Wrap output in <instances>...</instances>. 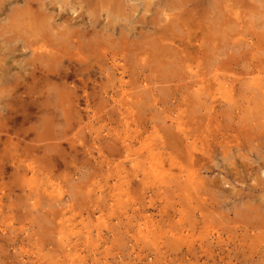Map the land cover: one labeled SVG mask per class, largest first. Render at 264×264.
I'll return each instance as SVG.
<instances>
[{
  "label": "rangeland",
  "instance_id": "rangeland-1",
  "mask_svg": "<svg viewBox=\"0 0 264 264\" xmlns=\"http://www.w3.org/2000/svg\"><path fill=\"white\" fill-rule=\"evenodd\" d=\"M48 1L47 4H50L51 0ZM124 1L125 13L130 16L127 26L132 27L134 32L132 37H138L141 29L145 45L153 39V26L151 21L150 25L149 22L147 25L136 23V19L145 14L144 9L153 10L146 13L147 18H152L158 7L156 12L161 19L160 25L173 18L170 15L172 12L163 7L165 2L144 0V9L135 11L138 5L136 0ZM70 2L73 5L74 2ZM22 5V0L17 3L8 1L0 9V65L11 66L10 75L19 84L15 93L22 100L18 125H25L20 118L24 104L30 106V124L33 127L38 126L42 117L51 120L44 142L36 144L38 148L30 153L27 162L24 161L27 152L24 145L33 143L19 140L18 153L11 152L14 148H9L10 154L4 157L1 152L5 136L0 134V164H3L0 168V264H264V231L261 233L258 229L252 230L251 225H248L249 228L244 225L257 219L247 220L246 215L252 214L249 207L261 215L264 212V191H261L264 185V135L254 144L258 148H253L252 152L233 148L224 149V156L222 149L207 155L206 128L207 118L213 115L208 111L212 101L224 115L234 117V113H237L235 123L242 126L244 112L251 103L248 101L253 99V103L260 93H264V74L258 75V70L251 74L250 71L251 65L253 68L259 64L264 66V0H207V45L205 54L200 56L197 64L199 67H194L196 63L192 64V53V61L187 63L192 64V71L184 69L185 63L181 62L170 69L161 68L157 74L146 71L153 95L136 84L134 76L137 75V65L131 64L134 66L131 76L124 78L128 83L126 93L130 96L128 101L133 112V117L128 120L131 125L128 132L135 133L138 126L139 139H142V143L147 140V144L157 141L158 133L162 136L161 144L165 143L163 147L166 148L160 150L162 154L159 155L163 167L169 169L168 158L173 157L179 166L184 167L183 171L189 170L192 174L191 179L186 180L184 172L179 173L178 166L171 167L172 174L180 179L173 180L175 183L170 185H156L151 179L143 181L142 171L137 172L138 168L134 170L130 167L140 157L137 154L139 141L130 140L133 148L128 154L109 156L104 151L106 144H115L120 150V142L125 139L126 128L121 114L123 107L121 112L110 107L111 102L115 105L113 101L124 98V94L113 86L107 87L103 94L99 87L106 80L97 71L96 62L91 61L90 81L86 80L83 72L82 76L64 82L68 91L61 94L62 97L54 91L25 92L24 84L37 82L43 85L45 74L37 65L35 70L22 68L24 57L19 53L23 46L21 42H4L9 35L4 33L9 26V9H20ZM231 6L235 7L241 19L238 25L228 15ZM47 9L50 10L49 5ZM191 9L193 6L188 4L186 10L190 14ZM58 23H62V20H56ZM84 24L88 26L87 19L78 20L75 24L64 23L58 30L63 31L65 27L83 28ZM70 53V50L66 52L62 71L78 66L84 68V63L71 58ZM165 59L167 62L174 61L168 57ZM99 60L103 64L101 57ZM155 75L160 80H155ZM48 76L50 79L54 77L51 83L59 84L55 74ZM168 78L172 83L166 84ZM202 78L208 93H215L213 100L208 94H200L196 98L191 90L184 87ZM250 78H259L262 84H249ZM81 80L89 84L87 93L96 96L95 104H100L102 99L108 103L103 107L105 109L94 106L90 112L81 105L79 117L82 119L79 121L65 111L72 88L80 86ZM221 82L234 88L237 96L234 103L221 99L222 90L218 91ZM174 84L180 87L178 91L168 88ZM81 93L78 88L77 94ZM3 94L5 89L0 81V97ZM45 100L48 107L42 109L39 105ZM35 103H38L37 106ZM93 114L95 116L91 117ZM180 114L182 122L189 126H186L187 129L205 137L203 152L199 143L192 149V139L176 141L182 139L174 129L175 118ZM227 120L222 118L223 125L230 124L233 119L229 117ZM262 122L263 119H254L252 127L264 134ZM39 133H42V129ZM174 144L176 151L171 149ZM100 148L104 151L103 155L98 154ZM129 154L132 163L125 159ZM11 155L14 165L10 164ZM105 156L109 165L101 162L105 161ZM138 162L140 167L145 165L142 157ZM26 164L35 168V175L32 176L26 169ZM144 168H147L146 165ZM118 173H121L120 181ZM127 182L131 200L123 203L124 200L118 199L117 191L125 188L122 185ZM39 222H42L43 229L39 228Z\"/></svg>",
  "mask_w": 264,
  "mask_h": 264
},
{
  "label": "bare ground",
  "instance_id": "bare-ground-1",
  "mask_svg": "<svg viewBox=\"0 0 264 264\" xmlns=\"http://www.w3.org/2000/svg\"><path fill=\"white\" fill-rule=\"evenodd\" d=\"M8 1L13 3L18 2V0H0V9L2 6L4 7L5 4L8 3ZM70 1L74 2L73 5H71ZM70 1L51 0V3L47 4L49 2L48 0H22L23 3L22 8L19 9L18 7H16L17 8L16 9L15 7H10L9 9L10 12L7 15L9 26L8 29L6 28L7 30L4 32L9 35L5 38L4 42L5 43L9 42V44L13 42H21L23 44L22 50H25L24 52H22V50H20L19 52L22 55V57H24L22 60V64H23L22 68L28 67V68H32V70H35L36 69L35 65H37L39 66L40 71L43 74H45L44 76L45 78L42 80L44 82L43 85L37 82H33L30 85L24 84L22 87L24 88L25 92L37 93L42 91H46V92L49 91L52 93V91H54L57 93V95H59V97H62L61 94L68 91V88L65 87L64 82L69 78H77L79 76H82L83 72H85L84 77L87 78L86 80L90 81L91 73L89 69L92 66L91 63L96 62L97 71L106 80L104 85L101 83L102 86L99 87L101 91H104L103 94L106 93L107 87L111 88L112 86L117 87L118 92L124 94V98H121L117 101L116 100L113 101L115 105H113L111 102L110 107L112 108V110L115 109L114 111L118 110L119 112H121L120 110L123 107L124 111L121 112V114H123V121H124L123 125L124 128H126L124 132L125 139H123L120 142V150H118V147H116L115 144L112 146L110 144H106L104 151L109 156L115 153H117L118 156H120V154L122 153L128 154V152L131 151V149L133 148L130 140H134V141L136 140L139 141V147H140V149L137 151V154H140V157H142V161H144L147 168L146 169L144 168L145 166L144 164L141 167L139 166L140 162H138V160L140 157L137 158V162L135 163H132L133 160L130 159L131 158L130 154L125 156V159L129 160L132 163L130 166L132 169L136 170L138 168L137 172L142 171L143 181L145 180L147 181V179H151L152 182H154V184L156 185L174 184L175 182L173 180L178 181L180 179L171 172L170 168L174 166L175 167L178 166L177 168L179 169L180 174L184 172V177L186 180L191 179L192 174L190 173V171L189 170L183 171L184 167L181 165L179 166V163L178 162L176 163V160L173 157L168 158V160H170L169 169H165L163 167L162 165L163 162L160 161L161 157H159V155L162 154L160 150H165L166 148L163 147L165 143L161 144L162 142L161 135H158L157 133L156 134L157 141L155 140L154 142L147 144L146 143L147 140L146 141L144 140V143H142V139H139L141 134H137L139 131L138 126L136 127L137 131L135 133L131 134L130 132H128L131 129V125L129 124L128 120L130 119V117L131 118L133 117L132 116L133 112L130 107L131 103H129L130 101H128L130 96L127 95L126 93L127 90L126 86L128 83L124 81V78L127 76L129 77L131 76L130 73L132 72V69H134L133 68L134 66L132 67L131 64L132 63L136 64L137 75L134 76L136 80V84H138L139 87L146 88V91L151 93L150 95H153L154 90L149 87L148 77L145 74L146 71L149 72L151 71V73L157 74L158 71L161 70V68L170 69L173 68V65L179 62H181L182 64L185 63L183 68L186 69L187 71L193 70L192 64L194 63H196L194 67L198 68L199 66L197 64L200 60V56L205 54V48H206L205 45H207V8L205 7V3L207 0H177V1L158 0L165 2L163 4V7H166L167 9H169V11L172 12V14H170L173 17L172 20L170 19L164 25H160L161 19L157 16V12H156V10L159 9L158 7L154 10L155 12L152 14L153 17L149 18L150 17L149 16L147 18L146 13L152 12L153 10L151 11L150 9L147 10L144 9V3H145L144 0H136L138 5L137 7H135V11L139 10V8L140 9L143 8L145 10V14L143 15L141 14V16L136 19V23L147 25L148 24L147 22H149L150 25V21H151V26H153V39L151 40L150 43L146 44L147 46L142 41L144 35L141 29L138 33V37H132L134 32L132 27L129 28L127 26V21H129L128 18L130 16L128 17V15L125 13L126 5H124L125 4L124 0H70ZM188 4L189 5L191 4L193 6V9L189 11L191 12V14L188 13V11L186 10ZM48 5L50 9L49 11L47 9ZM234 6L236 7L235 2H234ZM179 7H184V9ZM234 8L233 6H231L229 8L230 10L228 9L229 11L228 15L233 18L230 20L233 21L236 25H238L239 23H241V19L237 16ZM58 19H61L62 23L56 24V20ZM85 19H87L88 21V26L84 24L83 28L79 27L78 29H76L70 27L69 29L68 27H65L63 31L58 30V27L64 23L75 24L78 22V20L84 21ZM73 21L74 23H72ZM223 22L225 23L226 21ZM211 31H213V29H211ZM2 35L3 34H1V36ZM164 43H166V45ZM15 50L16 49H13V51ZM69 50L71 52L70 57L76 58L77 59L76 61L83 62L85 65L84 68L78 66L75 69L69 70V68H67L65 72L62 71V65L64 64L63 60L65 57H67L66 52H68ZM28 52L30 53V56L28 55ZM192 53H194L193 62L192 64H187L190 61H192L190 60V55ZM100 57L102 58L101 61H103V64L100 63L99 60ZM166 57L174 61L171 62L169 60L170 62H167L165 59ZM98 60L99 62H97ZM263 67L264 66L259 64V65H255L253 68L251 65V70H250L251 74H254L255 70L259 71L258 75L264 74V71L261 72L262 70H264ZM11 71H12L11 66L8 65L3 66V64L0 65V81H2L3 88L5 89V94H3L2 97H0V134H3V136H5V140L2 144L3 148L1 153L4 155V157L7 156L8 153L10 154L9 148L12 149L14 148V150H12L11 152L18 153L19 140H21V142H25L29 140L31 143H33V145L32 144L24 145L25 150L27 151L25 153L24 161L27 162L28 157L31 156L30 153H33L35 149L38 148L36 144L37 143L40 144L44 142L46 137L45 134H47L46 130L48 124L50 123L49 120L51 119L50 118L47 119V117L44 118L42 117L40 122L38 123V126L33 127V125L30 124L32 118L30 112V106H25L24 104V106L22 107L23 108L22 116L20 118L22 121L21 123L25 125H21V126H19L20 124L18 125L19 106L21 107L20 102L22 100L15 94L16 91L18 90L17 87L19 86V84L13 81L15 78L11 77L10 75ZM33 74L34 73L32 71V77L34 76ZM49 74L51 76H54L55 74L57 76L56 78H58L59 84L51 83L50 81L54 77L50 79L48 76ZM195 74L193 77L196 76ZM155 77L157 78V79L155 78V80H160V77H158V75H155ZM20 78L22 79L23 77ZM250 79L251 80L249 84H252L254 86L256 85L259 86L260 84H262V80L259 78L258 79L250 78ZM85 81L81 80V83L79 81L80 86H78L77 88L76 87L72 88L73 89L72 93L66 100L67 110L65 111V113L69 114L71 118L75 117L76 120L79 121H81L82 119V117H79V112L81 111L80 109L81 105H84V109L87 112H90L91 108H93L94 106L96 107L98 106L97 109L103 110L105 109L103 108L105 104L108 103L107 100L105 102L102 99L100 104H95V102L97 103L96 96L95 95L91 96L87 93L88 90L87 85L89 84H87ZM164 81L165 80H163V82ZM168 83H172V80H169V78L168 80H166V84ZM262 85L264 87V82ZM229 86L232 85L230 84L226 85L225 82H221L218 86L219 87L218 91L222 90L221 91L222 100H227L229 103H234L237 96H235L234 88L232 87L229 88ZM184 87H187V90H191L195 94L196 98H199L201 96L200 94H204V95L208 94V96L210 95L212 97V100L213 98H215V93L214 94H212L211 92L208 93L203 78L198 81L196 80L192 82L190 86L185 85ZM78 88L82 91L80 95L77 94ZM168 88L171 89L172 91H178L180 87L174 84L173 86H170ZM101 91L99 90V92ZM47 100L40 102L39 106L42 109L43 108L47 109L48 107ZM252 100L248 102L252 103ZM153 101H155V99H153ZM213 103L215 105V102L212 101L211 106L208 110L209 113L211 111V114L213 115L207 118L208 121L206 127L207 155L211 153L213 154L215 153V151L219 149H222L221 154L223 155L225 154L224 149L232 150L233 148H237L239 150H247L249 152H252L253 148H258V146L256 145L255 147L254 144H256L261 138V136L264 134L262 133V131H257L253 129L252 124L254 122V119L264 120V114H263L264 93H260L258 95V98H256L253 101L252 106L250 103L249 104L250 106L247 107L246 109L247 111L244 112L243 119L241 120L243 127L238 126L237 125L238 122L235 123V120L238 119L237 113H234V117H231L230 114L224 115L223 114L224 112L219 111L216 108L217 106H214ZM35 104H36L35 106H37L38 103ZM55 108H58V106ZM44 113L47 115L46 111ZM94 116L95 114L91 115V117ZM181 117L182 114H180L178 117L175 118V121L176 120L177 121L174 123V129H176V132L182 137L181 140H176V141L183 142V140L192 139L193 140L192 149H194L197 143H199L200 148L202 149L203 152L205 150L203 148L205 146L204 141H206L205 137H202L201 135L197 134L195 130L187 129L186 126L188 125L187 123L182 122ZM224 117L226 118V120L229 119V117L232 118L233 120L232 122L230 121L231 122L230 124L223 125L222 118ZM261 128L262 129L264 128V122H262ZM40 129H42V133H39ZM31 136L35 137V139L30 140L29 138ZM14 139H16V142H14ZM13 142L15 144H13ZM44 147L46 148L47 146ZM171 149L176 151L177 149L176 145L174 144L171 147ZM104 151L102 150V148H100V150L98 149V154L103 155ZM137 154L135 153L134 155ZM10 158H11L10 164L14 165L13 155H11ZM0 159L2 160V157H0ZM104 160L105 161H101V162L105 163L106 165L110 164L106 162L108 161L107 156L104 157ZM2 165L0 164V168L3 167ZM25 167L27 170H29L32 173V176L35 175L34 171L36 170L35 168L31 167V164H26ZM120 174L118 175L119 181L121 180ZM249 177L251 179V176ZM125 179L127 178L125 177ZM47 181H49V179H47ZM128 185L129 183L127 182L126 185H122L123 187L125 186V188L118 191L116 190L118 192L117 194L118 199L121 198L119 200H124L123 203H129L131 200V196H129V192H128L129 189ZM261 191H264L263 184ZM249 211H251L252 214L246 215L248 217L247 220L248 219L251 220L254 217H256L257 219H255V221L251 223L246 221L247 223L244 224L246 226L245 228H249L248 225H251L250 227L252 230L258 229L262 233V231H264V212L261 215L255 212V210L252 207H249ZM241 215L244 214L241 213ZM39 223H40L39 228L43 229L44 226H42V222ZM178 239H180V237H178ZM0 261H1V257H0Z\"/></svg>",
  "mask_w": 264,
  "mask_h": 264
}]
</instances>
